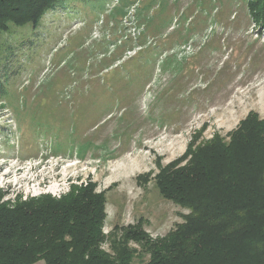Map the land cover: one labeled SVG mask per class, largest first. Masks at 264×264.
<instances>
[{
  "label": "rangeland",
  "instance_id": "374dc122",
  "mask_svg": "<svg viewBox=\"0 0 264 264\" xmlns=\"http://www.w3.org/2000/svg\"><path fill=\"white\" fill-rule=\"evenodd\" d=\"M68 1L38 29L0 36V202L91 183L105 196L110 253L112 233L142 219L156 239L188 213L161 196V168L188 164L185 152L215 136L228 141L249 113L264 119V0L157 2L129 39L108 17L117 0L101 10V0ZM134 1L132 13L150 0Z\"/></svg>",
  "mask_w": 264,
  "mask_h": 264
},
{
  "label": "trees",
  "instance_id": "16d2710c",
  "mask_svg": "<svg viewBox=\"0 0 264 264\" xmlns=\"http://www.w3.org/2000/svg\"><path fill=\"white\" fill-rule=\"evenodd\" d=\"M67 1L0 0V36L10 25L38 29L48 12ZM108 1L101 0L98 9ZM134 2L117 0L109 19L120 24ZM157 2L163 6L166 0H150L131 17L138 24ZM6 95L0 82V98ZM258 119L249 113L228 141L215 136L185 152L191 156L188 164L161 168L156 182L161 196L188 211L163 237L149 238L140 219L119 237L112 233L111 252L103 250L105 196L85 183L58 198L0 202V264H133L143 255L149 256L147 264H264V119ZM75 147V157L83 159L91 144Z\"/></svg>",
  "mask_w": 264,
  "mask_h": 264
},
{
  "label": "built area",
  "instance_id": "2783aa9c",
  "mask_svg": "<svg viewBox=\"0 0 264 264\" xmlns=\"http://www.w3.org/2000/svg\"><path fill=\"white\" fill-rule=\"evenodd\" d=\"M131 13H132V12H130V11L128 10V14H130V15H127V16L123 17V19L120 21V24H119V26L122 25V24H124V25L126 26V28L124 29V32H125V34H126V35L123 36L124 39H128V37H129V35H128V31H129L131 28H133V27L135 26V24H136V23H134L135 20L131 17L132 14L134 13V11H133L132 14H131ZM132 26H133V27H132Z\"/></svg>",
  "mask_w": 264,
  "mask_h": 264
}]
</instances>
